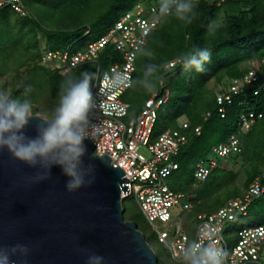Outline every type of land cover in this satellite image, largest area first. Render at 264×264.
<instances>
[{
  "label": "trees",
  "instance_id": "1",
  "mask_svg": "<svg viewBox=\"0 0 264 264\" xmlns=\"http://www.w3.org/2000/svg\"><path fill=\"white\" fill-rule=\"evenodd\" d=\"M137 2L139 0H24L31 12L24 20L30 22L33 29L47 36L50 46L42 50L43 57L47 50L86 49L89 43L105 36ZM196 12L197 16L190 25H185L175 17L160 20L156 30L149 35L146 45L143 46L153 52V56L149 59L137 55L133 76L134 80L140 77L148 63L162 65L156 88L151 93L139 87L130 88L123 97L129 105L128 118L132 119L141 112L153 93L162 88L169 90L168 102L157 111L158 121L153 139L165 131L180 129L183 122L190 124L188 143L175 157L180 169L167 179L174 191L188 195H192L191 192L198 186L208 188L222 177L225 172L222 163L224 160L203 182L195 179L194 172L198 162L208 160L214 148L232 136L239 138L240 152L228 158L241 157L250 152L256 157L255 166L246 182L247 187L262 175L264 168V90L255 96L253 91L243 89L242 93L235 97L233 104L227 107L224 118L221 117L216 102L217 94L226 91L232 80L242 79L253 68V64L261 63L264 58V0H198ZM12 15L15 13L8 9L1 10L0 23L6 22ZM214 20L222 26L212 37H208L207 25ZM193 46H207L212 53L211 61L205 65L203 72H196L194 69L185 71L181 65L166 68L167 64ZM117 55L114 47L108 44L98 63L83 65L69 74L76 77L84 71L93 73V87L98 64L104 70ZM249 61L252 62L245 65ZM50 66L59 71L55 66ZM211 77L215 78L217 84L211 94L206 95L207 83ZM251 111L262 114V118L256 119L251 129L244 133L240 128L241 116ZM199 126L202 132L197 136L194 129ZM196 148L199 149L198 152H195ZM190 152H193V155H190ZM181 176H186V179L182 185L176 187L174 184ZM262 184L264 185V178ZM242 194L236 193L232 197L230 195L224 203L222 198H217L214 202L209 199L199 202L195 198L191 200L193 207L188 213L189 219L193 221L199 214L214 213L225 203L241 197ZM130 199L134 197L124 200L123 203ZM254 205H262L264 208V198L255 200L248 214ZM247 217L234 223L242 222ZM156 253L160 260L161 255L157 251ZM168 257L170 258L169 254ZM170 260L172 264H178L171 258Z\"/></svg>",
  "mask_w": 264,
  "mask_h": 264
},
{
  "label": "built area",
  "instance_id": "2",
  "mask_svg": "<svg viewBox=\"0 0 264 264\" xmlns=\"http://www.w3.org/2000/svg\"><path fill=\"white\" fill-rule=\"evenodd\" d=\"M158 5L159 0H139L105 36L89 43L86 49L47 50L42 60L54 64L59 72L66 75L83 65L98 63L108 44L118 52L106 69L103 70L98 64L92 87L98 106L90 115L98 126V132L95 139L90 141L95 144V155H107L115 168L124 171L129 179L124 186L128 185L129 193L122 192V200L134 197L141 214L155 232L158 243L167 249L174 262L179 264V249L187 241L195 239L199 230L204 228L213 234V238L227 253L224 264H264V223L243 226L230 232L235 221L248 216L253 202L264 198V168L262 175L246 188L241 197L228 201L214 213H202L190 221L188 213L193 207L192 196L174 191L167 183V179L180 169L175 157L188 143L190 124L183 122L180 129L165 131L153 139L158 121L157 111L168 102L169 90L162 88L153 93L141 112L129 119V105L123 97L130 88L113 90L108 86L106 74L110 76L113 72H127L133 78L136 49L146 45L149 35L156 30L161 20L157 17ZM4 9L22 18L31 13L24 0H0V11ZM166 68H172L171 62ZM243 89L253 91L255 96L264 90V58L261 63L253 64V68L242 79L232 80L226 91L217 94L216 102L222 118L226 115L227 107L233 104ZM259 118H262V114L254 111L243 114L241 131L248 132ZM201 132L200 126L194 129L197 136ZM141 146L147 148L150 158L140 153ZM238 152L240 140L232 136L214 148V157L197 163L195 179L199 182L207 180L213 170L220 167L222 160ZM159 223L165 224L166 228H160ZM173 248L177 258L173 256Z\"/></svg>",
  "mask_w": 264,
  "mask_h": 264
},
{
  "label": "water",
  "instance_id": "3",
  "mask_svg": "<svg viewBox=\"0 0 264 264\" xmlns=\"http://www.w3.org/2000/svg\"><path fill=\"white\" fill-rule=\"evenodd\" d=\"M38 122L31 121L27 136L37 135ZM85 144L94 179L74 192L59 166L37 181V169L0 152V244L30 249L26 257H12L16 264H87L90 255L104 257L103 264H159L138 224L124 217L129 179L107 155L94 154L92 141Z\"/></svg>",
  "mask_w": 264,
  "mask_h": 264
},
{
  "label": "clouds",
  "instance_id": "4",
  "mask_svg": "<svg viewBox=\"0 0 264 264\" xmlns=\"http://www.w3.org/2000/svg\"><path fill=\"white\" fill-rule=\"evenodd\" d=\"M197 7L198 0H159L157 17H175L190 25L197 16ZM221 26L218 21L210 22L206 29L208 37H212ZM136 54L149 59L153 56V52L143 46L137 47ZM211 56L209 47L193 46L177 56L171 66L181 65L185 71L203 72ZM162 67L148 63L142 75L135 80L127 72L106 74L108 86L113 90L139 87L151 93L160 79ZM93 79V73L84 71L79 76H68L63 80L51 118L36 116L29 99L14 97L11 90L0 88V152L6 149L14 159L37 169V181L50 179L52 167L59 166L68 177L66 188L69 192L91 184L94 165H86L84 158L87 155L85 141H93L98 132V126L90 118L98 106L92 91ZM29 91H25V97ZM33 119L39 121L35 124L37 135L29 137L25 130ZM172 250L174 258H177L175 248ZM29 251L21 244H0V264H16L12 257H26ZM226 255L213 234L201 228L195 239L187 241L179 249L178 259L179 264H224ZM103 261L102 256L90 255L87 264H103Z\"/></svg>",
  "mask_w": 264,
  "mask_h": 264
},
{
  "label": "rangeland",
  "instance_id": "5",
  "mask_svg": "<svg viewBox=\"0 0 264 264\" xmlns=\"http://www.w3.org/2000/svg\"><path fill=\"white\" fill-rule=\"evenodd\" d=\"M49 46V40L43 32L33 29L30 22L16 14L10 16L6 22L0 23V88L11 90L14 97L29 99L33 104L34 114L47 118H51L57 106L61 83L68 76H73L55 71L50 66L54 64L48 65L43 62L41 52ZM216 84L215 78L211 77L207 83L206 95L211 94ZM28 89L30 91L25 97L24 93ZM139 151L147 158L151 157L146 147L141 146ZM198 151L199 149L196 148L195 152ZM190 155H193V152H190ZM212 157L213 154L208 160ZM255 160L253 152L241 157L225 159L222 162L225 171L222 177L208 188L203 185L195 188V191L191 192L192 200L196 198L199 202H205L209 199L210 202H214L217 198H222L224 203L230 195L231 197L236 193L241 195L246 190V182L251 176ZM185 179L186 176H181L174 185L176 187L182 185ZM123 209L125 219L136 221L151 247L161 255L159 264H172L167 249L158 243L155 232L142 216L136 201L130 199L123 203ZM262 222H264V208L262 205H254L248 217L242 222L234 223L230 232ZM158 225L162 229L166 228L165 224Z\"/></svg>",
  "mask_w": 264,
  "mask_h": 264
}]
</instances>
